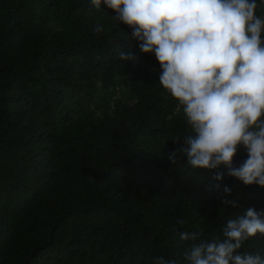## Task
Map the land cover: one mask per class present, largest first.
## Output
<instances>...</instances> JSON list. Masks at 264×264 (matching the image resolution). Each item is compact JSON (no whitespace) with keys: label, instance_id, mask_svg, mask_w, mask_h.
I'll use <instances>...</instances> for the list:
<instances>
[{"label":"trees","instance_id":"16d2710c","mask_svg":"<svg viewBox=\"0 0 264 264\" xmlns=\"http://www.w3.org/2000/svg\"><path fill=\"white\" fill-rule=\"evenodd\" d=\"M114 16L91 0H0V264H183L179 233L222 238L242 212L222 205L225 186L264 209V187L167 158L190 127ZM241 251L264 255V237Z\"/></svg>","mask_w":264,"mask_h":264},{"label":"clouds","instance_id":"9594fccd","mask_svg":"<svg viewBox=\"0 0 264 264\" xmlns=\"http://www.w3.org/2000/svg\"><path fill=\"white\" fill-rule=\"evenodd\" d=\"M114 11L115 20L128 25L142 53L155 54L162 71V88L177 102L190 132L184 145L168 154L172 164L186 158L193 170L222 181L227 175L245 186L264 187V0H91ZM104 31L100 24L92 29ZM118 58L134 64L139 56L120 51ZM178 142V140H177ZM247 153L238 167L234 158ZM222 205L242 209L226 221L222 238L201 239L181 232L191 241L183 264H264L260 252H242L245 242L264 237V209L242 208L223 188ZM183 224L184 221L180 220ZM153 264H182L153 258Z\"/></svg>","mask_w":264,"mask_h":264}]
</instances>
